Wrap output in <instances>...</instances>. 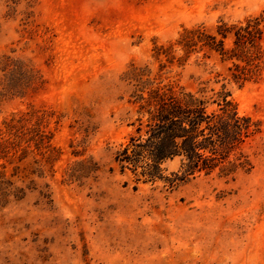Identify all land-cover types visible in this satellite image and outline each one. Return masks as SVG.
I'll return each mask as SVG.
<instances>
[{"label": "rangeland", "instance_id": "rangeland-1", "mask_svg": "<svg viewBox=\"0 0 264 264\" xmlns=\"http://www.w3.org/2000/svg\"><path fill=\"white\" fill-rule=\"evenodd\" d=\"M262 11L264 0H0V56L29 62L43 81L24 98L0 101V126L14 114L48 113L54 155L50 162L30 145L27 163L43 178L17 183L30 189L0 207V264H264V68L241 84L215 54L155 53L183 29L213 30ZM130 65L160 86L213 100L228 93L240 115L262 123L245 146L252 169L173 188L144 182L141 169L121 173L114 157L138 118L136 83L123 79ZM87 159L99 171L66 180L67 168ZM179 165L163 163L162 176Z\"/></svg>", "mask_w": 264, "mask_h": 264}, {"label": "trees", "instance_id": "trees-1", "mask_svg": "<svg viewBox=\"0 0 264 264\" xmlns=\"http://www.w3.org/2000/svg\"><path fill=\"white\" fill-rule=\"evenodd\" d=\"M175 48L185 59L215 54L222 63L230 64L227 71L235 82L256 81L264 68V11L242 22L229 24L219 20L213 30L204 24L183 29L168 48L155 47L156 57L164 55L173 60ZM178 61L181 63L183 59ZM123 79L136 83L132 104L137 106L138 118L134 134L114 157L121 173L141 169L139 175L145 178L144 182L162 180L173 188L200 175L217 172L221 177L233 179L239 172L252 169L245 146L262 132V123L240 115L228 93L219 92L213 100L202 91L191 92L178 85L160 86L149 78L145 67L134 65L129 66ZM42 82L29 62L10 55L0 56V101L24 98ZM49 117L46 112L29 111L2 121L0 207L22 200L26 189H30L17 183H25L35 173L43 178L41 169L32 170L27 163L31 144L40 155L48 152L47 159L53 160L52 134L45 125ZM42 150L45 152L41 153ZM174 159L180 161L178 171L171 178L163 177L161 165ZM34 164L38 165L36 161ZM98 171V165L87 159L69 166L65 175L68 181H78ZM29 184L33 185V181L29 180ZM43 191L39 193L48 199L49 194Z\"/></svg>", "mask_w": 264, "mask_h": 264}]
</instances>
